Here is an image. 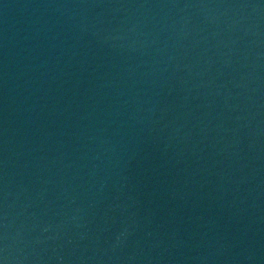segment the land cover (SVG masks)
I'll return each instance as SVG.
<instances>
[{
    "label": "water",
    "instance_id": "95a60500",
    "mask_svg": "<svg viewBox=\"0 0 264 264\" xmlns=\"http://www.w3.org/2000/svg\"><path fill=\"white\" fill-rule=\"evenodd\" d=\"M0 264H264V0H0Z\"/></svg>",
    "mask_w": 264,
    "mask_h": 264
}]
</instances>
